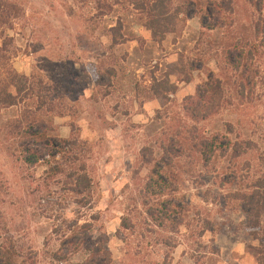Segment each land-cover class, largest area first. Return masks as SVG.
<instances>
[{"label": "rangeland", "instance_id": "374dc122", "mask_svg": "<svg viewBox=\"0 0 264 264\" xmlns=\"http://www.w3.org/2000/svg\"><path fill=\"white\" fill-rule=\"evenodd\" d=\"M134 1L0 0V46L7 40L13 50L0 57V79L11 68L35 86L33 95L0 111V241L31 248L36 264H54L46 251L59 246L67 227L85 224L87 241L102 244L114 264H256L258 243L228 201L230 188L215 178L225 158L175 169L167 179L176 180L173 189L144 193L153 178L149 164L186 126L209 135L232 124L253 134L258 151L238 160L235 183L264 171V57L250 114L232 106L194 122L185 116V98L211 72L226 86L234 78L216 44L222 33L200 37L193 17L156 38ZM119 24L121 41L112 45L109 29ZM154 80L168 83L166 99L148 97ZM26 110L41 122L32 132L76 138L80 151L69 149L90 179L88 191L75 190L73 174L50 173L47 161L52 154L60 159V150L38 136L26 140L38 160H22L18 140L4 129Z\"/></svg>", "mask_w": 264, "mask_h": 264}, {"label": "trees", "instance_id": "16d2710c", "mask_svg": "<svg viewBox=\"0 0 264 264\" xmlns=\"http://www.w3.org/2000/svg\"><path fill=\"white\" fill-rule=\"evenodd\" d=\"M133 4L145 14L146 26L159 39L167 33L177 32L182 20L193 17H198L200 37L214 31L222 33L216 44L223 54L224 68L231 70L234 76L231 84L237 101L228 94L227 89L231 84L226 86L224 77L222 79L211 72L195 93L185 98L186 118L201 122L214 116L222 108L232 106L239 110L250 109L249 114L251 113L259 99L253 96L256 76L259 74L258 61L261 56L264 57V0H177L174 6L171 5V0H136ZM109 34L112 45L120 43L121 24L111 27ZM8 46L7 40L0 46L2 59L9 58L7 52L13 53ZM198 62L203 60L199 58ZM4 74L0 79V111L16 105L27 98V94L33 95L35 91L34 82L28 77L19 75L11 68L6 69ZM169 92L166 81L154 80L149 89L151 96L148 97L166 99ZM30 98L31 96L28 97ZM28 113L27 110L23 111L20 120L12 121L4 129L7 137L18 140L22 160L27 164L38 160L39 153H31L26 143L27 138L38 136L51 147H59L60 150V159H55V154H52V158L47 161L50 173L67 174L69 178L73 174L75 176L71 183L75 190L79 193L88 191L90 179L81 172L84 168L77 162H81L80 158L70 152L75 146L80 151L76 138L50 136L46 130L32 132L35 126L41 127V122L38 117L28 118ZM186 128L184 131L175 129L169 142L161 147L156 161L150 162L149 173L153 178L145 185L144 196H149L150 192L163 193L166 187L173 189L176 180L168 182L167 179L175 169L192 165L193 162H201L207 168L214 159L225 158L227 162L215 178L221 185L226 184L230 188L228 201H233L234 206L245 216L246 232L258 243L255 249L256 264H264V171L240 180L242 185L235 183L238 160L258 151L254 135L241 130L235 132L232 124L209 135L199 133L194 126ZM234 132V137L230 136ZM262 134L264 135V130ZM262 155L264 154L260 156ZM244 166L248 164L245 163ZM86 228L85 224L67 227L62 232L59 246L55 250L46 251L50 260L54 264H114L110 252L102 244L87 241ZM35 257V251L16 241H0V264H36Z\"/></svg>", "mask_w": 264, "mask_h": 264}]
</instances>
